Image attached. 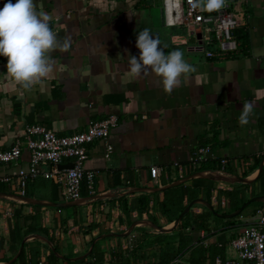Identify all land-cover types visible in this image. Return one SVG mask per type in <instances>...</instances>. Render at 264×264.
<instances>
[{"label":"crops","instance_id":"1","mask_svg":"<svg viewBox=\"0 0 264 264\" xmlns=\"http://www.w3.org/2000/svg\"><path fill=\"white\" fill-rule=\"evenodd\" d=\"M162 1L34 0L36 10L51 17L50 27L58 39L71 37L72 46L67 52L51 53L54 71L28 91L7 76V62H0V151L22 139L24 128L30 125H40L58 136L84 131L88 121L108 115L115 116L116 125L106 139L112 147L108 159L103 157V141L86 146L84 168L93 172V193H87L82 181L78 200L104 196L68 208L9 202V216L0 218V264L15 263L21 249L25 263L45 262L51 253L58 259L56 264H65L87 257L96 242L107 259L110 251L125 247L134 235L150 239L155 234H170L174 229L156 233L136 225L121 236L133 222L169 227L172 222L166 223L157 211L162 194L152 189L197 172L248 179L244 184L195 176L178 184L190 188L194 200H202L210 208L195 203L188 208L190 214L206 209L221 219L207 218L211 235L202 242L204 249L224 242L225 257L231 256L230 239L264 207L261 202H249L237 215L226 217L236 210L230 212L227 199L220 194L243 185L237 188L238 199L264 196V177L257 180L264 167V157L258 156L264 147V0H227L228 10L238 13L240 21L233 31L236 50L222 57L216 55L215 45L204 42L203 31L196 32L193 39L183 26L165 25ZM5 3L7 0H0V9ZM144 28L160 40L166 54L180 50L196 68L171 94L164 93L158 78L137 80L128 75L129 56L139 57L136 39ZM181 29L185 36L177 34ZM245 101L253 102L255 108L242 127L238 118ZM198 146L209 148L204 165L211 169L195 172L189 166L188 159ZM27 159L22 147L15 165H0V176L13 175ZM221 159L225 160L222 171ZM150 166L159 168L158 184L148 176ZM0 187L13 194L9 185ZM140 197L148 201L141 213ZM25 198L71 202L60 197L59 186L41 178L28 182ZM190 202L183 199L182 205ZM225 220L232 222L225 225ZM188 234L195 238L206 232ZM140 251L155 252L156 246Z\"/></svg>","mask_w":264,"mask_h":264},{"label":"built area","instance_id":"2","mask_svg":"<svg viewBox=\"0 0 264 264\" xmlns=\"http://www.w3.org/2000/svg\"><path fill=\"white\" fill-rule=\"evenodd\" d=\"M162 8L165 25L183 26L187 36L193 39L196 32L203 31L201 36L203 35L204 42L216 46L217 56L222 57L236 50L237 42L233 31L239 25L240 15L228 10V5L209 13L193 9L191 0H163ZM201 41L202 39L195 42ZM2 60L7 62L6 58L0 57V62ZM115 125V116L108 115L99 121H88L84 131L64 136H58L40 125L26 126L22 139H16L11 147L0 151V165H15L21 148L24 147L28 153L26 165L19 167L13 175L0 176V184L9 185L12 195L25 197L28 182L36 178L50 180L60 187V197L63 200L75 201L80 197L81 182L84 181L87 193L92 194L93 172L84 168L86 146L94 141H103V157L108 159L112 147L106 143V139ZM208 155L207 146L196 147L188 159L189 166L197 169L206 164ZM258 156L264 157V147L258 152ZM63 162L66 165L61 167ZM245 162L244 165L248 166L250 160ZM218 164L222 171L225 160H219ZM148 176L158 184L159 168L150 166ZM9 202L16 201L0 198V218L9 216ZM56 212L59 213L60 210L57 209ZM228 247L231 256L225 257L223 261L216 257L208 264H264V207L255 211L251 220L230 239Z\"/></svg>","mask_w":264,"mask_h":264},{"label":"clouds","instance_id":"3","mask_svg":"<svg viewBox=\"0 0 264 264\" xmlns=\"http://www.w3.org/2000/svg\"><path fill=\"white\" fill-rule=\"evenodd\" d=\"M193 9L214 12L227 6V0H191ZM51 17L36 10L34 0H7L0 9V57L7 60L6 74L20 88L28 91L42 83L54 71L51 53L67 52L72 46L71 37L59 40L51 29ZM136 47L140 55L129 56L128 75L133 79L153 76L159 79L165 94L179 87L196 68L184 59L180 50L168 52L150 29L139 31ZM166 47V46H165ZM255 104L243 103L238 118L240 126L249 123Z\"/></svg>","mask_w":264,"mask_h":264},{"label":"trees","instance_id":"4","mask_svg":"<svg viewBox=\"0 0 264 264\" xmlns=\"http://www.w3.org/2000/svg\"><path fill=\"white\" fill-rule=\"evenodd\" d=\"M207 169L211 168L207 167V165H202L195 169V172ZM261 177H264V167L260 170L257 180ZM234 186L236 187H233L230 191L220 192L227 199L230 212L237 210L247 201L238 199L237 188H241L243 185ZM0 192L10 194L3 187H0ZM160 192L162 198L158 203L157 211L166 223L173 222L179 217L185 208L182 205L183 199L188 203L196 198L190 188L182 187L181 185L167 188ZM137 202L141 205L138 212H145L148 204L146 198L140 197ZM255 205L258 204H249V206ZM208 217L213 218L215 221L221 220L206 209L199 214H190L187 211L179 218L177 225L170 234H155L150 239L146 237L137 239L138 237L134 235L129 239V243L125 247L117 246L116 249L110 251L107 254V259L104 258V252L99 249V244L96 242L92 245L87 257L73 262L66 260L65 264H208L216 257L223 261L225 259L224 242L210 245L207 249H204L202 245L204 239L211 235L207 224ZM231 222V220H225L224 224L227 225ZM191 231H203L206 234L205 236L194 238L188 234ZM153 245L156 246L155 252L142 253L140 251L143 248L153 247ZM23 258L24 253L21 249L15 263L12 262L10 264H56L58 261L51 253L47 256L45 262L42 263L38 260L25 263Z\"/></svg>","mask_w":264,"mask_h":264},{"label":"water","instance_id":"5","mask_svg":"<svg viewBox=\"0 0 264 264\" xmlns=\"http://www.w3.org/2000/svg\"><path fill=\"white\" fill-rule=\"evenodd\" d=\"M260 169V167H259ZM259 171V170H258ZM213 173V172H212ZM195 176H198V177H206L208 179H212L214 176H217L218 178L220 179H223V180H232L234 182H238V183H248V180L247 179H233V178H228L226 176H221L220 174H215V175H212L211 173H206L204 174V172H197V173H194L192 175H190L189 177H186L182 180H179L177 182H174L170 185H167L165 187H162V188H156V189H152V191H156V192H160L164 189H167V188H171V187H174V186H177L179 183H181L182 181L186 180V179H189V178H192V177H195ZM104 196V195H103ZM103 196H95V197H89V198H85V199H80L78 201H71V202H68V203H53V202H43V201H33L31 199H28V198H25V197H18V196H15V195H12V194H4V193H1L0 192V198H9L11 200H15L16 202H20V203H30V204H37V205H40V206H45V207H51V208H68L70 206H73L75 204H80V203H83V202H86V200H89V199H93V198H102ZM249 202H261L264 204V196H258V197H254V198H251L249 201H247L246 203H244V205H242L238 210H236L234 213L230 214V215H227L226 217H232V216H235L237 215L241 209L246 206ZM195 203H199V204H203L208 210L210 209L208 204L202 200H194V201H191L189 204H187V206L183 209V211L180 213L179 217L177 219H175L171 225L169 227H158L154 224H152L151 222L149 221H142V222H133L132 224H130L127 232L123 235H121L122 237L126 236L129 231L136 225H144V226H147V227H150L151 229H153V231H155L156 233H168L170 232L172 229L175 228V226L177 225L178 221H179V218L185 213L188 211V208L192 205V204H195ZM93 243V242H92ZM91 247H92V244H91ZM90 247V249H91ZM89 249V251H90ZM89 251L87 254H89ZM86 254V255H87ZM85 256H82L80 258H83ZM78 258V259H80Z\"/></svg>","mask_w":264,"mask_h":264},{"label":"rangeland","instance_id":"6","mask_svg":"<svg viewBox=\"0 0 264 264\" xmlns=\"http://www.w3.org/2000/svg\"><path fill=\"white\" fill-rule=\"evenodd\" d=\"M177 34L182 35V36H185V35H186L184 29H181L180 31H178ZM209 48H210V47H209ZM149 228H150V227H149ZM150 229H151V228H150ZM226 237H228V235H227ZM229 251H230V250H229Z\"/></svg>","mask_w":264,"mask_h":264},{"label":"bare ground","instance_id":"7","mask_svg":"<svg viewBox=\"0 0 264 264\" xmlns=\"http://www.w3.org/2000/svg\"><path fill=\"white\" fill-rule=\"evenodd\" d=\"M250 178H252V176H250ZM250 178H249V179H250ZM247 180H248V179H247Z\"/></svg>","mask_w":264,"mask_h":264}]
</instances>
